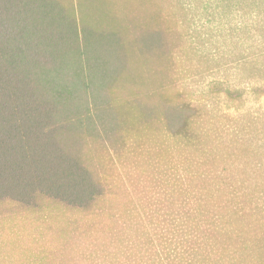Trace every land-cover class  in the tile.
<instances>
[{
	"label": "rangeland",
	"instance_id": "1",
	"mask_svg": "<svg viewBox=\"0 0 264 264\" xmlns=\"http://www.w3.org/2000/svg\"><path fill=\"white\" fill-rule=\"evenodd\" d=\"M58 1L118 33L107 132L86 145L103 211L0 206V264H89L95 245L134 235L150 257L177 244L205 264H264V0ZM187 116L190 140L177 134ZM170 216L172 241L148 238Z\"/></svg>",
	"mask_w": 264,
	"mask_h": 264
},
{
	"label": "trees",
	"instance_id": "2",
	"mask_svg": "<svg viewBox=\"0 0 264 264\" xmlns=\"http://www.w3.org/2000/svg\"><path fill=\"white\" fill-rule=\"evenodd\" d=\"M117 34L93 27L79 2L0 0V206L91 218L103 211L107 181L88 165L86 145L107 132L113 104L106 94ZM184 104L185 110L193 107ZM190 120L183 118L177 132L187 140ZM258 208L264 211V200ZM128 218L131 235L138 217ZM168 223L160 232L153 225L148 238L154 234L171 242L170 231L181 228L179 216L168 217ZM136 237L104 240L86 259L89 264H205L204 255L183 258L177 244L150 257Z\"/></svg>",
	"mask_w": 264,
	"mask_h": 264
}]
</instances>
